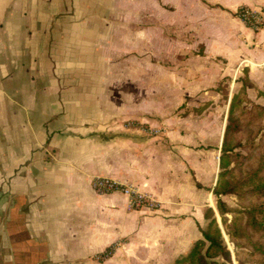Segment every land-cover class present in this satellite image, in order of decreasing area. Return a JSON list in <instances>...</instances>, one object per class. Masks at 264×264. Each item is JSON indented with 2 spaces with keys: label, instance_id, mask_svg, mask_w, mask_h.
I'll return each mask as SVG.
<instances>
[{
  "label": "crops",
  "instance_id": "crops-1",
  "mask_svg": "<svg viewBox=\"0 0 264 264\" xmlns=\"http://www.w3.org/2000/svg\"><path fill=\"white\" fill-rule=\"evenodd\" d=\"M240 8L264 0H0V264L188 252L215 210L229 88L264 87V25ZM95 177L157 208L96 193Z\"/></svg>",
  "mask_w": 264,
  "mask_h": 264
},
{
  "label": "trees",
  "instance_id": "trees-1",
  "mask_svg": "<svg viewBox=\"0 0 264 264\" xmlns=\"http://www.w3.org/2000/svg\"><path fill=\"white\" fill-rule=\"evenodd\" d=\"M240 82L238 90L229 100L222 132L218 156L219 170L212 190L215 210L207 208L204 211L206 224L201 230V238L196 240L175 264H220L214 259L228 260L230 253L223 243L219 225L234 247L249 248L255 256V263L264 264V160L258 158L253 167L240 169L245 158L236 152L240 143L234 141L237 134L242 131L243 117L248 114L240 108V104L246 98V90L253 87L246 76H243ZM226 88L227 85L221 83L216 89L223 99H226ZM260 95L264 96V90ZM256 108L259 121L264 116V106ZM255 120L250 116L248 122L252 124ZM228 195L237 197L241 204L237 207H228L221 200L222 196ZM227 214L231 215L229 221L226 218Z\"/></svg>",
  "mask_w": 264,
  "mask_h": 264
},
{
  "label": "rangeland",
  "instance_id": "rangeland-1",
  "mask_svg": "<svg viewBox=\"0 0 264 264\" xmlns=\"http://www.w3.org/2000/svg\"><path fill=\"white\" fill-rule=\"evenodd\" d=\"M238 11V10H237ZM157 22V19H155ZM264 24V21H263ZM262 24V25H263ZM160 26V22L155 24ZM161 32L158 29L154 30V39L155 41H160ZM157 37L159 38L157 40ZM193 36H189L187 33V41L194 42ZM230 90L236 92L238 88L230 87ZM264 90V87L261 90H257L254 86L250 89L246 90V98L240 104V108L245 111L247 116L243 117L241 122L242 131L237 134L234 138V141L237 140L240 143V147L236 150V152L241 153L243 158H249L248 160L243 159L244 162L240 165V169H245L247 166H254L257 163L258 158H263L264 160V116L261 120H257V106H264V96L260 95V92ZM225 100V99H223ZM256 113V114H255ZM255 118V122L252 124L248 122L249 117ZM225 124V123H224ZM236 173V172H235ZM221 200L224 201L228 207H237L241 202L237 197L233 195L222 196ZM227 220L229 221L231 218L230 214L226 215ZM218 220V219H217ZM220 230L222 231V239L226 248L229 250L230 256L229 259L224 261L220 258H216L214 260L218 261L220 264H256L255 256L252 254L251 250L247 247H234L233 242L228 239V237L224 234L223 228L219 225Z\"/></svg>",
  "mask_w": 264,
  "mask_h": 264
},
{
  "label": "built area",
  "instance_id": "built-area-1",
  "mask_svg": "<svg viewBox=\"0 0 264 264\" xmlns=\"http://www.w3.org/2000/svg\"><path fill=\"white\" fill-rule=\"evenodd\" d=\"M236 15L245 26L253 30L260 28L264 21V11L261 10L241 8L236 12ZM91 186L99 194L118 192L127 196L129 207L132 209L153 211L157 208V202L150 195L140 193L131 185L122 184L106 177H95L91 181ZM107 254L105 253L104 256Z\"/></svg>",
  "mask_w": 264,
  "mask_h": 264
}]
</instances>
